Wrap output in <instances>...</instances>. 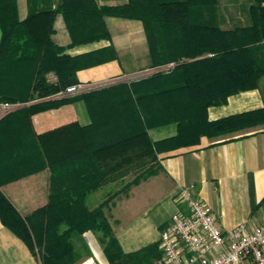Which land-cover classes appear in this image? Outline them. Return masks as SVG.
<instances>
[{"label":"trees","instance_id":"16d2710c","mask_svg":"<svg viewBox=\"0 0 264 264\" xmlns=\"http://www.w3.org/2000/svg\"><path fill=\"white\" fill-rule=\"evenodd\" d=\"M240 1L246 3V23L229 28L218 20V8L226 6L223 0H129L122 7L99 9L94 13L100 19L107 14L140 20L150 67L174 66L74 97L41 101L0 119V151L36 153L40 169L49 170L47 203L25 216L0 191V222L39 256L41 264H74L79 254L73 239L88 231L96 234L110 264L158 261L159 244L132 254L122 252L108 222L113 199L156 175L157 155L162 152L193 145L203 136L264 126V106L215 121L207 117L209 107L255 89L264 75V0ZM73 12L78 10L69 0H60L55 8L19 21L14 0H0V67H26L19 79L0 75V104L52 97L77 86L76 72L96 64L90 63L93 55L68 56L50 40L56 14L67 18ZM99 38H108L103 25L92 39ZM101 53H107L101 61L114 58L111 47ZM197 57L202 58L183 60ZM49 74L55 76L54 82L48 80ZM75 101L84 103L88 125L73 122L43 134L34 132L33 115ZM169 124L177 126L174 137L150 140L148 130ZM11 134L16 137L7 142ZM130 171L133 178L118 192L93 209L86 207L87 197L103 183L124 178Z\"/></svg>","mask_w":264,"mask_h":264},{"label":"crops","instance_id":"0c3cea01","mask_svg":"<svg viewBox=\"0 0 264 264\" xmlns=\"http://www.w3.org/2000/svg\"><path fill=\"white\" fill-rule=\"evenodd\" d=\"M14 2L18 20L24 21L30 13L55 8L60 0ZM69 2L78 12L69 14L67 18L61 13L56 14L50 40L68 56L93 55L90 63L96 64L76 72L79 83L77 86L83 90L66 96L58 93L47 99L17 104L4 113L0 109V119L9 112L41 101L74 97L124 83L117 81L137 74L167 71L174 66L171 63L159 68L150 67L148 44L140 20L107 14L100 19L94 13L99 9L125 6L129 0ZM223 2L226 6L219 7L217 12L222 25L229 28L246 23V3L241 5L240 0ZM102 25L108 38L92 39L100 34ZM108 47L112 48L114 58L101 61L107 55L101 52ZM204 56L207 55L202 57ZM202 57L183 60L190 62ZM21 73H26L24 65L0 67V75L7 78L19 79ZM48 80L54 82L56 79L49 74ZM263 106L264 75L258 80L255 89L228 97L226 104L222 106L209 107L207 117L209 121H215ZM73 122L80 126L90 123L82 101L40 112L31 118L32 128L38 135ZM176 133V124L148 130L152 142L172 138ZM2 137L0 136V143ZM14 137L16 136L11 134L6 137V141L9 142ZM157 159L160 170L156 175L131 187L126 195L115 197L110 204L108 222L124 254L136 253L159 244L160 233L169 225L171 216L177 212L188 214L185 204L178 198L181 190H188L194 198L211 208L223 234L240 224L252 227L260 222L264 201V126L214 138L203 136L193 145L162 152L157 155ZM40 167L41 161L36 153L0 151V191L21 216L44 206L48 201L49 170ZM34 169L38 171H32ZM129 173L124 178L103 183L95 193L87 197L86 207L93 209L118 192L133 178L134 173ZM73 243L79 254V259L74 264H110L96 234L85 232L81 237L74 238ZM0 264H41L39 256L31 253L1 222ZM239 264L253 263L247 259Z\"/></svg>","mask_w":264,"mask_h":264},{"label":"built area","instance_id":"2783aa9c","mask_svg":"<svg viewBox=\"0 0 264 264\" xmlns=\"http://www.w3.org/2000/svg\"><path fill=\"white\" fill-rule=\"evenodd\" d=\"M81 90L72 86L59 95ZM13 106L0 104V109L4 113ZM178 198L188 214L177 212L171 216L169 225L160 233L162 256L154 264H239L247 259L264 264V201L258 224H240L223 234L208 205L188 190H181Z\"/></svg>","mask_w":264,"mask_h":264},{"label":"water","instance_id":"95a60500","mask_svg":"<svg viewBox=\"0 0 264 264\" xmlns=\"http://www.w3.org/2000/svg\"><path fill=\"white\" fill-rule=\"evenodd\" d=\"M148 75H150V73H148V72H144V73L137 74V75L132 76V77H129V78H125V79L120 80V81H117V82H125V81H130V80H136V79H140V78L146 77V76H148ZM115 83H116V82H115ZM93 89H95V88H93ZM93 89H92V90H93Z\"/></svg>","mask_w":264,"mask_h":264}]
</instances>
